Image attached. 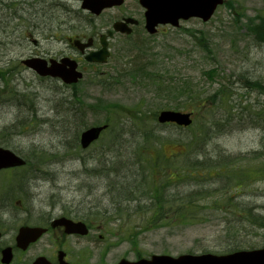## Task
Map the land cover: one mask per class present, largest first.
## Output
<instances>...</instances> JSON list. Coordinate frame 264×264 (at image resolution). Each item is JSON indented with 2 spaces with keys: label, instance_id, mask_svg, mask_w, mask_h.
<instances>
[{
  "label": "rangeland",
  "instance_id": "obj_1",
  "mask_svg": "<svg viewBox=\"0 0 264 264\" xmlns=\"http://www.w3.org/2000/svg\"><path fill=\"white\" fill-rule=\"evenodd\" d=\"M80 4L0 0V146L27 161L24 168L0 172V204L18 209L20 202L25 210L32 204L109 209L113 198L107 192L118 182L132 186L123 187L122 194L135 202L125 205L129 212L113 216L123 224L114 221L107 228L113 236L118 229L122 237L129 235L128 242L109 237L122 244L117 256L264 248V0H226L206 24L192 19L152 37L144 28L128 39L113 37L112 59L75 86L22 65L34 50L27 29L39 40V52L75 55L64 41L68 35L97 37L117 18L139 17L141 10L139 0H127L122 9L93 16ZM134 61L149 68L146 76L160 74L161 81L154 84L144 75L119 79L118 66ZM177 108L193 114L190 128L157 122L161 110ZM105 123L110 129L83 151L81 132ZM121 161L128 162L117 173L121 177L144 176L148 162L161 175L172 173L161 193L179 192L181 198L195 192L197 210L188 218L172 211L171 221H161L149 206L158 184L153 178L145 177L135 190L136 175L102 177L114 175L112 167ZM136 203L150 209L137 211ZM249 208L261 217L257 225Z\"/></svg>",
  "mask_w": 264,
  "mask_h": 264
},
{
  "label": "flooded vegetation",
  "instance_id": "obj_2",
  "mask_svg": "<svg viewBox=\"0 0 264 264\" xmlns=\"http://www.w3.org/2000/svg\"><path fill=\"white\" fill-rule=\"evenodd\" d=\"M141 20L144 19V15ZM129 17V16H127ZM122 16L119 20L125 19ZM140 24V20H139ZM131 26V24H130ZM134 28V27H133ZM142 28V25L137 26ZM32 31L37 26L32 24ZM136 27L134 32L136 33ZM133 32V33H134ZM35 46L28 58L40 57L60 61L70 58L77 62L79 70L97 72L104 65L89 63L86 56L100 49L99 36L88 37L76 34L65 39L74 55L48 54L39 52L35 34L24 31ZM117 38H127L118 35ZM50 38H48L49 40ZM50 41V40H49ZM112 56V48H110ZM29 210L18 205V209L0 204V264H119L122 260L135 261L128 254L117 256L118 247L109 240L113 234L107 229V212L110 209L100 204H32ZM115 207L114 205H110ZM65 220L72 222L66 223ZM23 227L43 230L41 236L26 248L17 243V236ZM137 260V259H136Z\"/></svg>",
  "mask_w": 264,
  "mask_h": 264
},
{
  "label": "water",
  "instance_id": "obj_3",
  "mask_svg": "<svg viewBox=\"0 0 264 264\" xmlns=\"http://www.w3.org/2000/svg\"><path fill=\"white\" fill-rule=\"evenodd\" d=\"M222 2L223 0H141V4L148 9L147 29L151 33L155 32L154 27L158 24L171 23L174 26H178L180 18L201 17L207 21L213 15L217 5ZM122 3L123 0H84L83 8L89 9L94 14L99 15L103 9L119 6ZM124 27L123 23L115 25L116 30H123ZM104 51H106V47L103 48ZM100 55L98 54L97 59L94 57L88 59L98 61L99 58H102ZM101 60L104 62L106 58ZM30 66L42 75L61 77L67 83H75L82 76L75 72V63H71L69 70L64 68V66L45 69V67L37 63H33ZM159 121L161 123L174 122L186 126L191 124L189 114L173 111H163L159 116ZM104 129H106V126L91 127L83 132L81 135L82 147L87 148L92 142L96 141ZM25 163L21 157L11 150L0 147V170L23 166ZM39 235L40 231L38 229L24 227L20 230V234L17 237L18 245L26 248ZM121 264H264V248L239 251L225 256L213 254H187L179 257L155 255L150 260L142 259L134 263L125 261Z\"/></svg>",
  "mask_w": 264,
  "mask_h": 264
},
{
  "label": "trees",
  "instance_id": "obj_4",
  "mask_svg": "<svg viewBox=\"0 0 264 264\" xmlns=\"http://www.w3.org/2000/svg\"><path fill=\"white\" fill-rule=\"evenodd\" d=\"M262 28H264V23L260 25ZM256 29V28H255ZM137 68V69H136ZM144 67L142 66H132L131 64H128L125 66L124 69H122L119 73V79H127V78H136L139 75H144ZM155 81H152V83L157 84L160 82V77L158 75H155L154 77ZM152 168L155 169L156 167ZM176 175H179V172L176 173ZM170 178V177H168ZM160 185L159 187H161ZM195 192H191L183 195L180 198V193L178 192L175 195H170V194H164L161 193L160 189L157 188L154 197H151L150 199V206L152 207L153 211L158 212L161 217V221H166L168 220L171 221V219L168 218V215L172 213V211L175 212V214H178L181 216V218H188V214H192L194 210H197V204H194L193 196H195ZM178 201H181V203H178ZM150 209V208H149ZM249 218L252 219L251 222L253 225H257V221L261 220V217L259 215H255L251 212L249 208ZM159 220V221H160ZM159 223V222H157ZM261 228H264V225H261ZM243 247V246H241Z\"/></svg>",
  "mask_w": 264,
  "mask_h": 264
}]
</instances>
